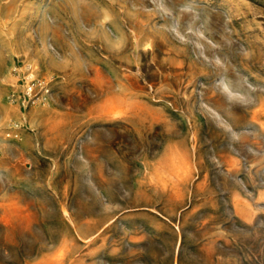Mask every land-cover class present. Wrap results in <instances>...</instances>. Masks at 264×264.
<instances>
[{
	"label": "rangeland",
	"instance_id": "obj_1",
	"mask_svg": "<svg viewBox=\"0 0 264 264\" xmlns=\"http://www.w3.org/2000/svg\"><path fill=\"white\" fill-rule=\"evenodd\" d=\"M0 264H264V0H0Z\"/></svg>",
	"mask_w": 264,
	"mask_h": 264
},
{
	"label": "bare ground",
	"instance_id": "obj_2",
	"mask_svg": "<svg viewBox=\"0 0 264 264\" xmlns=\"http://www.w3.org/2000/svg\"><path fill=\"white\" fill-rule=\"evenodd\" d=\"M28 90H31L30 87L28 88Z\"/></svg>",
	"mask_w": 264,
	"mask_h": 264
}]
</instances>
